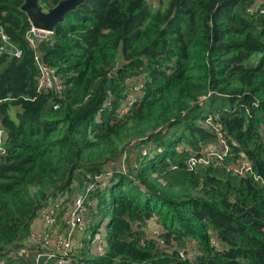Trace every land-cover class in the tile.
Listing matches in <instances>:
<instances>
[{
	"label": "trees",
	"instance_id": "16d2710c",
	"mask_svg": "<svg viewBox=\"0 0 264 264\" xmlns=\"http://www.w3.org/2000/svg\"><path fill=\"white\" fill-rule=\"evenodd\" d=\"M151 1L68 13L40 45L58 92L39 90L24 0H0V264H36L33 221L48 207L62 223L91 183L86 224L105 247L81 231L73 264H264V0ZM220 132L223 164L191 169Z\"/></svg>",
	"mask_w": 264,
	"mask_h": 264
},
{
	"label": "built area",
	"instance_id": "2783aa9c",
	"mask_svg": "<svg viewBox=\"0 0 264 264\" xmlns=\"http://www.w3.org/2000/svg\"><path fill=\"white\" fill-rule=\"evenodd\" d=\"M53 35L54 30L39 29L32 25L26 37L30 45L37 50L35 59L40 72L39 90L56 89L59 90L58 92H61L63 85L60 83V77L53 68L46 64L40 53V45L43 41L52 39ZM1 36L5 42L3 46L10 47L12 49L11 54L20 57L22 54L21 49L13 45L5 33H2ZM55 107H58V105ZM219 137L221 149L214 145H209L201 155L197 153L192 154L187 160L191 169L197 168L198 166H208L210 164H223L224 158L229 154L230 146L224 132H220ZM5 138L6 130L0 126V156L6 153ZM235 170L242 175L248 171L252 172V163L239 159ZM96 189L97 185L95 183L89 184L86 193L79 194L76 201L72 203V208L62 223H59L55 209L43 208L40 215L43 230L30 231L31 241L36 245L35 247L38 250L35 256L36 264H73L72 252H75L79 246L78 240L75 243L76 236L78 231H85L87 228L86 206L91 203L90 194ZM98 239H100L98 248L101 249L102 235Z\"/></svg>",
	"mask_w": 264,
	"mask_h": 264
},
{
	"label": "water",
	"instance_id": "95a60500",
	"mask_svg": "<svg viewBox=\"0 0 264 264\" xmlns=\"http://www.w3.org/2000/svg\"><path fill=\"white\" fill-rule=\"evenodd\" d=\"M86 0H62L49 10H46L40 0H24L21 10L26 13L33 26L44 30H53L66 19L71 11L77 9Z\"/></svg>",
	"mask_w": 264,
	"mask_h": 264
},
{
	"label": "rangeland",
	"instance_id": "374dc122",
	"mask_svg": "<svg viewBox=\"0 0 264 264\" xmlns=\"http://www.w3.org/2000/svg\"><path fill=\"white\" fill-rule=\"evenodd\" d=\"M151 4H152L153 6H155L156 2H155L154 0H152V1H151ZM139 82H140V81H139ZM132 85H133V87H134V90H135V85H136V89H138V90L141 89V85H140L136 80L132 81ZM132 97H133V95L130 94L129 97H128V99L126 100V103L131 104V101H133V98H132ZM123 111L125 112V108H123ZM110 165H111L112 168H114L115 166H118V167H120L121 169H122L123 167H125V166H124V163L122 162V160L118 161L116 164L111 163ZM147 225H148L147 230H148L149 232H151L152 234H153V232H156V233L159 234V232H160V229H159L160 225L157 224V221H156V220H153V219H152V220L148 221ZM102 229H104V228H102ZM88 231H89V228H88V226H87V228L85 229V233H86L87 235H89V233H90V232H88ZM82 234H84V233H81V231H78L77 236H76V241H75V243H77V240H78V241L81 240L80 236H81ZM91 236H92V233H90V237H89V239H88V241H87V244H88L89 249H91V250H93V251L97 249V250H99V251L102 252L103 244H102V246H101V249H99L98 246L96 245V243L100 242V239H98V238H100L101 234L96 235L94 241H93V239H90ZM102 236H103V235H102ZM79 238H80V240H79ZM90 240H91V241H90ZM92 241H93V242H92ZM91 242H92V243H91ZM89 243H91V246L89 245ZM24 244L27 245V242H26V243L24 242ZM75 246H76V245H75ZM7 250H9V251H7V253H9V254H8V257H12V258H14V259H19V257L22 258L23 256L26 255V254H22V253L20 252L19 249L17 250V248H14L13 246H12V247H8ZM91 250H90V251H91ZM28 256H29V258H30V255H28ZM3 259H4V258H3ZM6 262H7V260H6ZM5 264H6V263H5Z\"/></svg>",
	"mask_w": 264,
	"mask_h": 264
},
{
	"label": "clouds",
	"instance_id": "9594fccd",
	"mask_svg": "<svg viewBox=\"0 0 264 264\" xmlns=\"http://www.w3.org/2000/svg\"><path fill=\"white\" fill-rule=\"evenodd\" d=\"M31 22V21H30ZM32 22H31V27H32ZM31 29V28H30ZM29 29V30H30ZM54 30V29H53ZM36 63V66L38 67V65H37V62H35ZM38 70H39V68H38ZM214 146H216V147H218V148H220L221 149V144H220V142L218 143V144H214ZM144 152H146V151H144ZM144 154H146V153H144ZM241 160H244V161H250L251 163H252V161L248 158V157H246L245 155H243V158H241ZM222 165V164H221ZM238 165V163L236 164V166ZM236 166H234L233 167V170H234V172L236 173V174H239L238 172H236V170H235V168H236ZM252 169H253V164H252ZM239 175H242V174H239ZM244 175V174H243ZM160 229V228H159ZM99 234H101V235H103L102 236V244H103V250H102V252L104 251V247H105V245H104V243H103V241H104V239H105V233H104V229H102V231L99 233ZM98 235V234H97Z\"/></svg>",
	"mask_w": 264,
	"mask_h": 264
},
{
	"label": "crops",
	"instance_id": "0c3cea01",
	"mask_svg": "<svg viewBox=\"0 0 264 264\" xmlns=\"http://www.w3.org/2000/svg\"><path fill=\"white\" fill-rule=\"evenodd\" d=\"M32 230H39V231H42L43 230V224L41 223V221H33V224H32ZM31 230V231H32Z\"/></svg>",
	"mask_w": 264,
	"mask_h": 264
}]
</instances>
